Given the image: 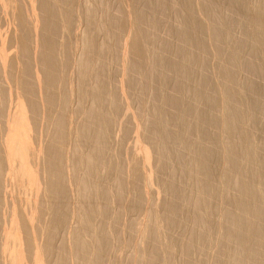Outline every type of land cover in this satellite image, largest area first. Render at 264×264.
<instances>
[{
  "label": "bare ground",
  "instance_id": "1",
  "mask_svg": "<svg viewBox=\"0 0 264 264\" xmlns=\"http://www.w3.org/2000/svg\"><path fill=\"white\" fill-rule=\"evenodd\" d=\"M201 1L204 6H201L199 11L204 13V9H206V16L214 22L210 29L211 37L217 43L231 39V31L221 25L222 19L217 15L218 0ZM243 1L233 2V6L237 8L244 6L245 11L242 9L240 12L248 26L250 25L252 28L251 32L247 29L245 31L247 30V38L251 40L250 49L247 51L250 52L253 60L251 63H244V66L252 74H259L264 79V0H258L259 5L255 7L248 6L250 5L249 1L247 4L245 3L247 0L244 3ZM55 2L53 4L56 5L50 3V0H0V264H69L70 259H73V255L76 253L84 258L83 263L84 260L87 261L88 251L91 252L90 248L93 247L88 248V244L91 245L92 242L91 240L89 243L86 241L88 240V238L86 239L88 229L93 231L92 227H87L89 226L87 222L90 221V217L94 218V221L91 219L92 222L97 220L93 217L92 210L100 209V207L94 206L91 210L90 202L92 201L89 199L92 198L88 197L90 210L85 212L84 207L80 206L79 197L82 192H78L79 187L76 188L79 196L74 191L75 184L83 183V190L85 188L90 189L91 185L94 184V181L91 180L92 176L88 181L87 177L86 180H84L85 177L82 178L83 180L79 179L82 174L79 176L78 170L83 169V166L85 167V156L88 159V152L85 151L86 155L81 152L85 145L86 147L94 146V151L91 150V152H95V156L93 158L89 156L88 162L86 161L87 166L89 163V170L87 166L85 167L88 172L91 171L89 173L94 176L100 170L99 164H102L105 170H102L101 173L106 171L108 175L115 174V178H118V188L115 190L116 192L117 189L119 191L118 193L114 192L117 194L114 195L119 204L127 196H132L131 198L135 199L130 205L132 207H128L129 198L126 199L128 204L124 206H127L128 209L140 208L139 196L144 195L148 201L147 208L152 205L154 171L149 154L146 152L144 156L142 153V147L146 141L142 121L139 116L132 115L130 103L125 96V73L127 53H129L128 55L131 57L129 71H135L142 78L160 75L159 72L161 71L158 69H160L159 66H163L165 60L162 56L160 59L157 56L159 54H155L154 61L150 65L151 58L148 59V52L150 51L147 50L148 45L146 46L148 33L142 28L147 12L155 5L154 1L128 0L131 4L125 7L122 23L115 25L109 21L103 25L104 28L102 29H99L101 25L92 17H88L84 24L79 17L75 18L69 8L70 1L56 0ZM182 2L185 10V17L182 19L184 29L178 30L176 35L184 44L195 46L197 49H204L205 40L203 37L208 33L209 27L195 15L194 0H182ZM138 4L144 5V12L141 11ZM114 27L116 28L115 31L113 30ZM190 28H192L191 31H189ZM111 30L114 31L113 35H111ZM61 33H64L63 38L65 40L62 41V44L60 41L61 46H59L58 39L60 38L58 37ZM250 34L251 38L248 36ZM63 38L61 37V39ZM119 43L122 44L121 54L118 52L119 50H116L120 46L118 45L119 48L114 46ZM182 50L183 59L189 64L190 56L184 49ZM216 50L219 53L224 52V49L218 47ZM242 50L246 49H228V62L238 69L244 67L241 66ZM117 52L118 57L114 56ZM112 54L113 57H121V61L116 60L122 62L116 80L114 73L110 72L112 65L110 62L115 61V58L109 59L110 55L112 58ZM109 60L111 61L109 62ZM116 64L115 66H118ZM187 64L181 62L176 67V69L178 68L177 71L179 70L181 73L179 76L182 78L189 73ZM113 69L115 68L113 67ZM219 74L230 79L231 84L223 86L225 103L219 105V102L213 101L210 108L217 109L218 106H222L221 111L225 115L223 126L230 136V147L227 156L229 167L226 163L227 169L224 172L227 181L235 175L240 178L238 190L240 194L231 201L234 209L238 212L234 210V212L228 213L226 219L234 225V229L229 231L231 238H235L243 246L247 236V234L243 236L245 235L243 229L245 231L246 228L247 230L249 228L250 232L254 231L255 233H252L260 234L259 238L264 235V206H258L255 202L258 190L251 181L254 180V175L251 173L250 176L247 171L251 165L247 167V163H244L248 160V164L252 162L256 166L259 163L260 166L264 167V157H261L254 141H251L252 135L248 134L250 132H247V125L245 126L252 112L262 108L263 101L259 98L250 103L247 98L249 97L248 94L243 92L241 82L234 73L229 74L226 69L222 68L219 70ZM178 83L181 87H177L181 90L183 88L184 91L183 81ZM164 85H162L163 88H165ZM208 85L210 83L201 82V89L196 91L195 96L197 98L205 97L203 89ZM163 88L161 87L162 91L165 90ZM248 89L257 95L262 93V88L254 84H250ZM163 93L159 94L156 89V94L161 101L164 99L166 103L180 108V112L171 114L160 108L157 115L150 120L148 134L153 133L158 137L153 143L157 142L156 149L161 154L164 148L168 153L170 152L168 148L170 142L180 141L186 145L183 137H181L184 133L181 132L182 135H179L180 132L173 133L169 131L168 127L172 123H176L180 130L185 129L184 115L189 112L185 105L182 106L184 104L183 94H180L183 96L179 98H170ZM119 97L125 99V105L119 103ZM202 111L198 113L199 121L214 123L215 120L212 118L210 109ZM129 113L132 117L128 116ZM126 118L130 120L132 125H123L127 120ZM89 132H94L95 141H98L96 145H94V141H91L92 138L89 139ZM237 133L238 137L236 136ZM91 134L90 136L93 137ZM204 134L205 132L202 135L204 136ZM202 143L197 145V152L192 155L191 162L195 166L196 172L200 171L204 174L206 179H203L205 182L203 188L208 190L207 179L211 176L212 171L203 160L209 159L212 152L207 150ZM241 146L242 150H240ZM79 147L81 149V153H79L83 155L82 158L81 155L78 158V152H75V150L79 151ZM88 149L86 150L88 151ZM112 149L114 156L111 153L108 158L105 153L112 151ZM244 150L245 152H243ZM70 152H75L77 158L82 160L78 161L75 155L70 154ZM217 152L214 153L217 154ZM161 156L159 163L162 161ZM79 162L84 163V165L80 163L82 164L80 166ZM159 163L158 165H160ZM245 165L247 168L244 167ZM87 170L86 173H88ZM248 170L251 171V168ZM257 171L253 172L252 170L253 173ZM257 173V177L259 176L260 179L264 177L260 170ZM248 175L249 178H247ZM114 179H110L109 182L112 184ZM115 181L117 183V180L113 182ZM104 182L102 185H105ZM97 186L99 185L97 184ZM102 187L104 186L100 188L102 193L97 191L99 193L97 200L100 203L102 201L107 203L108 195L110 194V197L113 194L111 195V191L106 189L107 187L105 189L110 191L109 193L105 189L102 191ZM166 188L173 193L172 195L179 190V187L171 186L168 183ZM97 189L99 190L98 187ZM88 191L84 190L83 195H86L85 192ZM262 191L264 193V190ZM113 196L112 202L115 200H113ZM102 198L104 199L102 200ZM81 199L84 200L85 196ZM110 200L108 204L111 203ZM182 201L185 200L182 199ZM97 202L93 199L92 203ZM170 203L166 204L170 210H166H173V213H176L174 210H177L176 207L179 204L176 206V203ZM78 205L84 209L82 211L85 212L83 213L86 215L85 217H82V211H79L81 209H77V207L79 208ZM102 206L104 207V204ZM102 210H104L101 212L103 215L107 214L108 210L104 208ZM109 210H111L110 205ZM78 211L81 212L82 216L77 214ZM115 213L117 215V212ZM102 214L100 215L102 216ZM148 216L146 214L145 217ZM103 217H99V219ZM176 220L174 217L171 219L170 216L169 223H172L171 225L176 224ZM76 223H81V226H77ZM105 223L102 224L105 225ZM106 224L105 227L109 225ZM97 225L96 228L103 229L102 225L101 227ZM105 227L104 230H106ZM108 230L111 232V229ZM249 230L246 233H249ZM99 232H94V234ZM109 232L107 233L108 236L110 235ZM101 234L107 235L104 232ZM147 236L149 237V235ZM101 237L99 240L97 237L96 241L94 240L95 243L98 242V247L94 245L95 251H92L95 252L93 253L95 259L93 260L96 261V264H103L105 262V260L103 261L104 257L109 256H104L106 254V252L104 254V250L108 249L106 243L109 242L111 236L106 239L107 242L104 237L103 239ZM254 237L258 236L255 235ZM100 240L101 242H99ZM246 241L249 243V234ZM241 247H237L238 253L235 251L237 254L234 255L235 257L233 256L235 260H232L233 263L230 261L229 264H244L243 262H246L248 259V255H245L247 249L243 251L245 253L243 256H246V259L241 256V249L243 248ZM111 251L114 252L113 248ZM92 252L90 253L91 256ZM255 252L252 251L249 257L255 258V254H257ZM80 257L74 256L73 260L76 262L75 258L79 260ZM248 262L247 264H249Z\"/></svg>",
  "mask_w": 264,
  "mask_h": 264
},
{
  "label": "rangeland",
  "instance_id": "2",
  "mask_svg": "<svg viewBox=\"0 0 264 264\" xmlns=\"http://www.w3.org/2000/svg\"><path fill=\"white\" fill-rule=\"evenodd\" d=\"M55 1L56 0H50V3L52 4L56 3ZM67 1H70L69 8L75 15V18L79 17L84 24L88 17H92L94 21H96L98 24L101 25L99 29L104 28L103 25L109 21L113 22L115 25H117L118 23H122L123 16L125 14V7L128 4H131L130 2H128V0H67ZM153 1L155 5L153 6L152 9H150L147 12L148 14L144 18L145 20H143L144 24L142 25L143 26L142 28L144 31H146V33H148L147 35L148 42L146 41L147 43L146 46L148 45L147 50L150 51L148 52L149 54L148 59L151 58L150 61L151 64L150 63L149 64L152 65V61H154V57L157 54H159L157 56L160 57V59L163 58L165 60L163 66L162 67L159 66L160 69H158L159 71H161L159 72L161 76L151 75L149 78H142L140 77V75L135 73V71H129V67L131 65V57L128 55L129 53H127V63H126V73H125L126 74L125 96L130 103V109L132 111V115L139 116V118L142 121V126L146 134L145 136L146 141L145 144H143L142 153L144 154V156L146 152L149 154L150 162L154 171L153 190H152L154 195H153V200L151 201L152 205L150 208H147L148 201L146 196L144 195L139 196L140 208L128 209V207H132L130 205L133 204V202L135 201V199L131 198L132 196H127V198L123 199L119 204V202L115 197V195H117L116 193H118L119 191L118 189L117 192L115 190L116 188H118V178L117 177L115 178L114 176L115 174L114 175L111 174V176L108 175L106 171L101 173L102 170L103 171L105 170L102 164H99L100 170L98 171L100 172L97 171V173L94 176L91 173H89L91 171L88 172L89 163L87 166L86 161L88 162L89 156L90 157L92 156L91 158L95 156V152H91V150L94 151V146L93 147L91 146L92 149L91 147L88 146L86 147V145L83 146V148L84 147L86 149L89 148L88 151L85 148H84L85 150L83 149V151H81L82 154L84 153V155H86V153L88 152L87 154L88 159L87 156H85L86 160H84L85 167L87 166L88 170L84 166L83 169L85 170L81 169V167L79 168L78 166V168L81 169L78 170V174L79 176L82 174L81 175L82 177L79 178L80 180L84 177H85L84 180H86L87 177V181H88L91 179L92 176L91 180H93L94 182L93 181L90 182H93L94 184L92 183H91L92 185L90 184L91 185L90 189H86V188L84 189L85 191L89 190L88 192H91L92 195L90 196L91 193L89 194L88 192L87 193L85 192L87 196L83 195L84 194L83 183L75 184L74 191L75 193H77L76 194L77 196H79L78 192L80 193L82 192L81 193L82 195L80 194L79 197L81 205L79 203L78 204L84 207L85 212L89 211L90 207L91 210L93 209L94 206L100 207V209L95 208V210H92L93 211L92 213H94L93 217H95V219L97 220L95 222H92V220L94 221V218L90 217L92 220L90 219V221L87 222V224H89V226L87 227L90 228L92 227L93 229V231L91 229L90 230L88 229V233H87L88 235L86 237V239L88 238V240L86 241H88L87 243H89L90 240L92 242L91 245L88 244V248L90 246H93L90 248V250L91 252L95 251L94 245L97 246L98 243V242L97 243L94 242V240L96 241V237L99 240L100 236H102L101 239H103L104 237V239L106 240L109 239L111 236L110 238L111 240L109 239V242H107L106 240L107 242L106 246L110 250L106 248L109 251V253L107 252V250H104V254L106 252L104 256L107 255L109 256L104 257L103 261L105 260V262H103V264L104 263L105 264H152V263L153 264H229L230 261L231 263H233V261L235 260L234 255L238 253L237 250L242 246V244H239V241L236 240L235 238L234 239L231 238L229 231L234 229V225L231 222L227 221L226 215L230 212H234L235 210L231 201L233 198L237 197L240 194L239 193L240 191H238L240 178L238 175H235L232 177L231 180L229 181L226 180L227 177L225 176L224 171L225 169H227L226 168L227 165L229 167L227 156L230 147V141H229L230 136L225 130V127L223 126L225 115L222 114L221 111L222 106H218L217 109L216 108L211 109L210 104L213 103V101L219 102V105L225 103L223 86L227 84H231V82L230 79H228L227 77H222L219 74V70L222 68L226 69L229 74L234 73L235 76L240 80L243 92H246L248 94L249 97L247 98L250 103H253L260 98L263 101L262 108L252 112V115H250L251 117H249V119L247 120V124H245V126L247 125L246 127L247 132H250L248 134L250 136L252 135L251 137L249 136L251 141L252 142L254 141L255 146L258 149L261 157H264V79L259 74H252L249 70H246L244 66V63L246 62L251 63V61L253 60V57L250 55V52L247 51V49H250L249 43L251 42V40L247 38V33H246L247 30L251 32L252 28L250 25L248 26V23L246 22L244 16L240 12V10L242 9L245 11L244 6H242L241 8H237L233 6L234 5L233 2H238V0H218L216 10L218 11L217 14L218 17L222 19L221 25L228 28L231 31V36H232L231 39H233V37L234 39L233 40L227 39L226 41L217 43L215 42L213 37H211L210 29L212 28L214 22L210 21L206 16L205 14L206 9H204V13H201L199 11L200 7L204 6V3L201 0H197V1L194 0V6L196 9L195 15H197L198 19L203 21L205 25L209 27L208 33L203 37L205 40V48L197 49L195 46L192 45L189 46L187 44H184L183 41L176 35V32L178 30L184 29V24H183L184 21L182 19L185 17V10L183 9V4H181L183 3L182 0H153ZM248 1L250 4L248 6L250 7L253 6L255 7L259 5L258 0H247L246 2L244 0L243 3L245 2L247 4ZM138 5L140 6L141 11L144 12L145 11L143 7L144 5L142 4H138ZM115 29L116 28L114 27L113 30L115 31ZM191 29L192 28H190L189 31H191ZM245 29L247 30L245 31ZM113 30L110 31L111 35H113L114 32ZM63 34L61 33L60 34L61 36L59 35L58 38L60 39L57 38L59 40L58 41L59 43L57 42L58 44H60V41L62 44L63 43L62 41L65 40L63 38ZM248 36L251 38V34ZM61 37L63 39H61ZM61 44L59 46H61ZM118 45L120 46L121 50ZM121 45L122 44L120 43L117 44V46L114 45L115 47L119 48V49L116 48V50H119L118 52L120 54L122 51ZM217 47L220 49H224V52L219 53L216 50ZM233 48L246 49L241 51V55L243 54V56H241V62H242L241 66H244L241 67V69L234 67L228 62V49H233ZM59 49L61 48L59 47ZM182 49H184L190 56L189 64H187L183 59L184 56L182 55L184 54L182 53L183 51ZM118 52L114 56L118 57L117 56L119 55ZM116 57H113V54H112V58L111 55L109 56V59L111 60L115 58V61L109 60V62L111 61L110 65L112 64L110 67L111 68L110 72L114 73V79L117 78L116 75L119 74L118 71L121 70L120 68L122 63V62L120 63L121 57L120 58H116ZM116 59L120 61L118 62ZM116 62H118V64H116ZM181 62L182 63L184 62L185 64L188 65V72L190 73V74L187 73L188 75L187 74L184 75L183 73L182 76L183 75L185 76L183 78L179 76L181 73L179 72V70L177 71L178 68L176 69V67H178V64H180ZM114 63L118 66H115ZM112 66L116 69V71L115 69H113ZM157 76L160 77L157 78ZM179 77L181 78V80H179L180 79ZM180 81H183L182 86L185 87L186 91L185 90L183 91V88L182 90L179 89L181 86L178 82ZM201 82L210 83V85L206 86L203 89L205 97L197 98L195 94L196 91L201 89ZM116 83L118 85V81ZM158 84L160 86H157ZM250 84H254L262 88V93L260 95H257L253 91H250V89H248ZM162 85H164L165 88H163ZM177 86H179V88ZM161 87L163 88V90L164 89L165 90L162 91ZM156 89L159 91V94H162L164 92L163 94H165V96L170 98H179L184 95L183 97L184 104L182 106L185 105L186 109L187 108L189 109V112L184 115L185 124H186L185 129L180 130V128H178L179 126L176 125V123H172L168 127L169 131L173 133L180 132L179 135H182L184 133L181 137H183V140L186 143V145H184L180 141H175V142L173 141L172 143L170 142V144L168 145L170 151L169 153L168 151H166L165 148L163 149L162 154L159 153V150L156 149L157 142L153 143V141L158 137L153 133L148 134L149 132L148 126L150 120L155 115H157L160 108H162L164 112H168L171 114H176L180 112V108H177L174 105H170L169 103H166L164 99L163 101H161V99L156 94ZM178 90L180 91V93ZM119 103L121 105H125L126 101L124 98L119 97ZM208 108L210 109L212 118L215 120L214 123H206L204 121H199L198 119L199 111L201 112L202 110ZM132 115H130V113L128 114L129 117H132ZM129 119L131 120V118ZM129 119L125 120L124 122L125 124H123L124 126L125 125L129 126L131 124ZM181 132L183 133L181 134ZM203 132H205L204 136L202 135ZM91 133L90 132L88 133L89 139L92 138L91 141L92 142L94 141V145H96L98 142L95 141L96 136L94 135V132ZM90 134L93 135V137H91ZM237 135L238 133L236 134V136ZM200 142H203L202 144H204L207 150L212 152L211 153L212 155L209 159L203 160V162L207 166H209L212 171L211 176L207 179V183L209 184L208 190L207 188L206 189L203 188L205 185L203 179H206L204 174L200 171L196 172L195 166L191 162L192 155H194V153L197 152V145ZM241 148L242 146L240 147V150L243 149ZM78 150L79 151L75 150V152L76 153L78 152V158H79L81 155L80 147L78 148ZM75 152L74 153L70 152V154H74L75 157L77 158ZM112 152H114L113 149L112 151H107L105 154L109 158ZM214 152H217V154H215ZM243 152H245V150ZM112 154L114 156V153ZM160 156L162 157V161L159 163L158 161H160L159 160ZM82 157L83 155H81V158ZM78 158H77L78 161L82 160ZM80 163L82 162H79L80 166L82 164L84 165V163L82 164ZM158 163L160 165H158ZM244 163L245 164L247 163L246 164L247 167H250L251 165L250 167L251 171L248 170L250 168H248L247 171L249 172L248 173L249 175L252 173V175H254V180H256L254 182V180H251L250 178V180L253 181L252 182L253 185L257 187L258 190L257 191L258 193H256L255 202L258 204V206L263 207L264 193L262 190L264 189L260 190V188H264L263 185L264 177L261 179L259 178V176L257 177L258 174L257 172H259L260 170L262 173L260 174L264 176V167L260 166L259 163H258L259 166L258 165L255 166V164H253L252 162L248 164V160L244 161ZM246 165L244 166L245 168H247ZM155 168L157 169L158 172L156 171ZM86 170L89 174L86 173ZM252 170L253 172L258 170L256 172L257 174L253 173ZM80 171H83L85 174L83 172L79 173ZM98 173H100L101 175ZM104 174H105V179L107 180L108 183L103 177ZM249 175L247 178H249ZM106 177L107 178L109 177L110 179L115 178L114 180H117V183L116 181L113 182L114 180L113 181L111 180L112 181L111 184L109 182L110 179L109 178L107 179ZM104 180L106 183L104 182ZM102 182H104L105 185H102L103 184ZM113 183H115L116 185H114ZM167 183L169 185L171 184V186L174 185L177 188L179 187L178 188L179 190H177L178 192L180 190L183 191H180L181 193L179 192L180 195H178L179 193L177 191L175 192L176 194L174 193V195H172L173 193H171L166 188ZM97 184L99 186H97ZM93 185L94 188H92ZM100 185L104 186L102 187V191H104V189L107 187L106 189L111 191V195L115 194L114 196L113 195L112 196H113V200L115 199L116 201L114 200L112 202V196L109 197L110 195L109 194L108 195L109 199L107 200L109 201L111 198L110 200L111 203L108 204L109 203L108 201L107 203L106 201L104 202L102 201L100 203V201L97 200V196H98L97 194L102 193L100 189L101 188ZM78 187L79 189L77 192L76 188ZM97 187L99 188V190L97 189ZM108 190H106L107 193L110 192ZM183 195L184 197H182ZM84 196L85 199L87 200L81 199ZM88 197L92 199L90 200ZM88 199L89 201L92 202L93 199L95 200V202L97 201L98 202L97 203L90 202L91 204L89 207ZM103 199L104 198H102V200ZM126 199H128L129 202L126 201ZM182 199L185 201H182ZM82 200L85 202V204ZM130 200L132 201L131 203ZM127 202L129 203L128 207L124 206L128 204ZM170 202L176 203V206L177 204H179L178 207H176L177 210L176 211L174 210V212L176 213H173V210L168 211L170 209L166 206V204ZM102 204H104V207L102 206ZM182 204L184 205V207ZM109 205L111 210H109ZM80 206L79 208L77 207V209L78 210L81 209L79 211L84 210ZM179 207L181 209L183 208V210H181ZM103 208L105 210H108L107 214L105 215L101 213L102 211H104L102 210ZM122 208H124L125 211L124 209L122 210ZM127 210L129 211L128 213L126 212ZM78 212L77 214L81 215V212L79 213ZM85 212L82 211V215ZM115 212H117L118 216L116 215ZM123 212L125 215L123 214ZM100 214H102V216ZM146 214L149 216L145 217ZM112 215L114 219L112 218ZM166 215L168 218L166 217ZM85 216L86 215H83L82 217ZM98 216L99 217L105 216V217H103L102 220L99 219ZM170 216L171 219L173 217L177 219L176 224L173 223V225H171L172 223H169ZM98 219L100 222L98 221ZM109 219L111 222L108 221ZM165 220H168L167 221L168 223ZM105 222L109 224L107 226L108 228L105 227L107 225ZM102 223H105V225ZM95 224L100 227L102 225L103 229L101 228L102 230L100 229L101 230L100 231L98 227H97L98 229L96 228ZM76 225L81 226V223L79 224L76 223ZM111 225L113 226L111 227ZM141 225L142 227H140ZM258 225H262V224H258ZM104 227L106 230H104ZM140 228L141 230H139ZM144 228L147 230H145ZM108 229H111V232H109L110 230ZM248 230L247 228L245 229V231L243 229V233L245 232L244 233L245 235L243 236H246L247 234L246 237H248L249 234V243L247 242L248 238L246 241V237H245L244 240L245 244L242 247L243 248L245 246L246 247L245 249L241 247L242 248L241 256L247 259L246 256L248 255V259L246 260V262H243L245 261L243 258L242 262L244 264L245 263L247 264L248 261L249 264H264V235H261L262 238L261 237L259 238L260 234L258 235L254 234L255 232L252 231L254 232L252 233L250 232V230L249 233H246V231ZM99 231L101 233L104 232L105 234L109 232L110 235L108 236L107 234L105 236L101 234ZM105 231L108 232L106 233ZM94 232H99V233L94 234ZM97 234L98 235L100 234V236L98 237ZM147 235L151 237L149 238ZM255 235L258 237H254ZM143 237H145L146 239ZM99 242H101V240ZM108 243H110L111 245L110 244L107 245ZM248 246L250 248H247ZM112 248L114 252L111 251ZM244 250H246V254L243 252ZM252 251L253 252L256 251L255 253H257L255 254L256 256L254 255L255 258L249 257V255L252 254ZM91 252L88 251L90 257L87 256L88 257L87 261L84 260V263H83L84 258L80 257V254L78 255L77 253L74 254L73 259L74 256L76 258L80 257L79 260L75 258L76 262L77 261L79 262L76 263L73 259H70L69 264H78V263L80 264L81 262L85 264L86 262H89V260L90 262L87 264H96V261L93 260L95 259V256H93L95 255L93 254L95 252H92V256L90 254ZM243 254H245L246 256H243ZM249 259L252 261H250Z\"/></svg>",
  "mask_w": 264,
  "mask_h": 264
}]
</instances>
